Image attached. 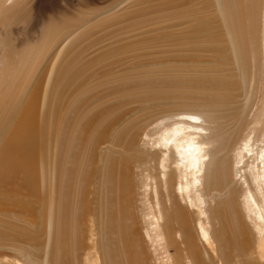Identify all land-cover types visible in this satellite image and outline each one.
I'll return each mask as SVG.
<instances>
[{
  "label": "bare ground",
  "instance_id": "6f19581e",
  "mask_svg": "<svg viewBox=\"0 0 264 264\" xmlns=\"http://www.w3.org/2000/svg\"><path fill=\"white\" fill-rule=\"evenodd\" d=\"M134 1L121 0L111 13L117 15L129 9ZM199 1V10L190 9L173 15L162 12L168 22L188 19L209 25L205 37L188 43L187 49L195 51L188 60L190 65L184 63L167 68L163 81L160 70L155 74L158 87L162 85L164 91L175 88V103L182 110L177 109L174 115L165 114L144 135L142 144L138 142L139 132L124 138L127 126L118 123L110 128L109 145L102 156L88 152L91 125L80 130L73 124L62 125L59 121H64L67 110L62 97L63 70L58 72L51 89L45 86V81L31 90L21 109L14 111L20 93L18 88L1 93L0 195L3 197H0V216L14 220L18 233L27 232L28 240H35L31 233L37 232L39 227L50 239L52 232L59 233L68 255L72 250L77 251L80 245L87 250L85 261L77 259L75 264H88V254L93 247L83 241V234L88 235L84 220L90 210L86 192L78 201L74 194H65L69 184L64 183L60 191L56 189L57 195L75 204L67 211V207L50 200V193L48 199L40 200L37 192L39 178L35 168L50 142L55 140L54 182L65 180L70 168H75L78 178L85 177L88 183L92 181L105 191L118 187V180L123 185L118 201L122 209L118 234L109 235L106 230L112 224L110 217L102 212L97 214L101 235L97 245L106 264H150V255L156 257L157 264H205V257L213 264L217 257L216 264H264V0ZM11 2L0 0V17ZM64 32L60 23L42 32L34 59L26 61L29 63L27 71L45 59L52 41ZM181 35L182 31L173 33L174 39L166 41L180 46L175 40ZM67 47L68 44L62 47L51 64L48 83L53 81L55 63H59ZM30 49L27 47L25 51ZM16 54L23 55L18 51ZM11 55H14L12 50L2 40L0 62L6 61V70L18 67L22 71L26 62L22 59L20 63ZM182 56L184 54L179 53L166 62H179ZM182 66L185 67L180 69ZM26 78L28 75L22 73L16 82L24 83ZM3 87L4 82L0 80V92ZM239 89L245 91L253 106L256 105L255 108L248 103L251 109L255 108L250 120L251 117L254 120L251 122L257 132L256 140H247L243 134V126L245 132L249 130L247 118L242 117L244 120H241L246 121L241 122L243 126L241 120L238 121L243 129L237 126L239 124L235 125L238 129L231 128L230 123L237 122L247 111L239 113L238 102L243 95L240 92L237 96ZM154 92L162 93V90ZM65 97L69 99V96ZM187 100L190 101L188 104L185 103ZM8 106L11 114L7 112ZM261 108L262 116L259 117ZM14 112L18 118L11 128L9 123ZM47 112L50 116L45 115ZM184 115L194 122L183 118ZM207 144L211 147H206ZM130 151L141 155V163H147V158L155 162L152 182L142 172L134 171L133 161H122V154L133 157L134 152ZM6 156L10 160L8 164ZM191 161L192 164L187 166ZM32 172L35 173V187ZM135 173L140 175L139 194L147 207L139 216L135 212L138 195ZM25 187L27 191H24ZM41 204L47 215L41 210ZM181 243L184 246L174 248Z\"/></svg>",
  "mask_w": 264,
  "mask_h": 264
},
{
  "label": "rangeland",
  "instance_id": "374dc122",
  "mask_svg": "<svg viewBox=\"0 0 264 264\" xmlns=\"http://www.w3.org/2000/svg\"><path fill=\"white\" fill-rule=\"evenodd\" d=\"M120 1L12 0L4 8V12L0 17V25H2L0 26V42L5 40L7 47L14 54L11 56L18 59L20 63L22 59L24 62L34 59L39 47L38 42L42 39V32L47 27L57 26V23H60V27L65 31L62 36L52 41V48L48 51L45 59L34 65L31 71H27L28 62L25 63L22 71L18 70L17 66L15 70H6L4 68L6 61L3 59L0 62V80L4 82V87L0 95L2 92L18 88L20 93L14 111L17 108L21 109L31 90L43 85L45 81V86L51 89L58 72L63 70L65 76L63 96H61L63 102L67 104V110L66 115L63 116L64 121H59L62 125L73 124L80 130H84L87 127L86 125L89 126L90 124L93 129H91L89 136L87 151L96 152L100 156L103 155L106 146L109 145L107 135L110 133V128L115 127L118 123L119 125L122 124L121 126H127V136L124 138L139 132L138 142L142 144L144 135L161 121L165 114L174 115L177 109L182 110L175 103V88L171 87L173 92L164 91L162 85L158 87L155 83V74L160 70L162 80L167 68L181 66L184 63L190 65L188 60L194 55L195 51L187 49L188 43L205 37L209 25L192 22L188 19L168 22L162 17V12L173 15L190 9L199 10L201 8L199 0H136L129 9L121 11L117 15L111 13ZM151 23L153 24L150 25ZM181 31L182 35L175 40L180 46H174L166 41L173 38L171 37L173 33H181ZM67 44L68 47L62 53L59 63H55L57 67L53 75V81L48 83L50 79L47 78V75L51 64L55 62L62 47ZM27 47H31L28 52L25 51ZM17 51L20 54L23 53V55L16 54ZM179 53L184 54L179 62H166L173 56L176 58ZM183 67L185 66L180 67V69ZM22 73L24 76L28 75V78L22 79L24 83H17L16 80ZM158 89H161L162 93L154 92ZM240 92L243 95L240 96V102H238L239 113L241 114L243 110L247 111L242 113L241 118L238 117L237 122L236 120L233 122L235 124L230 123L231 128L238 129L243 126L244 124L241 122H246L242 120L247 118V123L250 124L246 123V126L249 130L245 132V126H243L244 129L241 127L244 130L243 134L246 135L247 140L252 138L256 140L257 132L253 129L254 123L251 122L254 120L252 117L250 120V115L255 110L256 105L253 106L245 91H241V89L237 91V96ZM72 93L77 95L73 96ZM65 96H69V99ZM245 96L246 98H244ZM188 102L190 101L187 100L185 103L188 104ZM248 103L255 108H252V110ZM259 106H261V103ZM245 107L248 108L245 109ZM241 108L244 109L240 110ZM262 108L258 114L259 117L262 116ZM7 112L11 114L9 106ZM16 114L14 112V115L11 116L12 119L9 123L11 128H13L18 118ZM246 114L248 117L245 116ZM45 115L50 116L48 112ZM183 118L188 117L184 115ZM239 119H242L240 121L241 126L238 123ZM188 120L194 122L193 119L188 118ZM94 123L99 125L95 126ZM199 123L201 122L199 121ZM181 126H184V124ZM105 131L107 132L105 133ZM122 132L124 133V131ZM214 132L212 131V133ZM56 144L55 140L53 143L50 142L48 148L38 160L37 169L35 168L39 178L38 186L37 184L36 186L40 200L48 199V193H50V200L62 205V207H67L65 209L67 211L75 204L70 203L64 196L57 195L55 190L60 191L61 186L67 183L69 185L65 190V194L67 196L74 194L78 201L81 200L82 193L86 192L90 210L84 220L88 235L83 234V241L93 247L88 254L87 263L106 264V258L103 257L97 245L101 237L97 227V214L102 212L110 217L112 224L106 230L109 235L118 234L122 213L118 201L121 198L123 185L118 180V187L105 191L92 181L88 183L85 177L78 178L75 168H70L69 175L65 180L59 183L54 182L53 172L57 164L55 161ZM119 145L123 146L121 143ZM205 146L211 147L210 144ZM130 152H134L133 157L130 158L129 155L127 157V155L122 154L120 156V158H124L122 161H133L131 165L134 171L136 173L142 172L143 175L149 177L147 180L152 182L151 171L155 162L147 158V163H141L143 160L141 155L135 151ZM96 153L94 155L98 159ZM2 155L3 151L0 152V160ZM5 158V162L8 164L9 158L7 156ZM191 164L192 161L188 162L187 166ZM136 173L134 180L138 185V195L135 199V212L139 216L140 212L146 210L147 207L146 202L139 194L141 191L139 189V186H141L139 185L140 175H136ZM32 175V185L35 187L33 183L36 181L35 173L32 172ZM27 190L28 188L25 187L24 191ZM0 197H3V195H0ZM46 203L48 204V201ZM41 210L46 213L42 204ZM2 219L8 222H4ZM0 236L3 238L0 241V264H75L77 259L80 261L86 259L87 250L82 245L77 251L72 250V253L68 255L62 236L59 233L52 232V238L50 239L47 232H43L41 227L37 232L34 230L31 233L32 237L35 236V240H28L26 238L27 232L18 233L16 222L6 216H0ZM182 246H184L183 243L174 248ZM200 249L203 252L204 247L201 243ZM211 251L213 252V250ZM250 259L253 260V258ZM218 261L219 258L217 257L214 264ZM203 262L213 264L210 258L207 257L203 259ZM82 264L86 263L83 262ZM150 264H157L154 255H150Z\"/></svg>",
  "mask_w": 264,
  "mask_h": 264
}]
</instances>
